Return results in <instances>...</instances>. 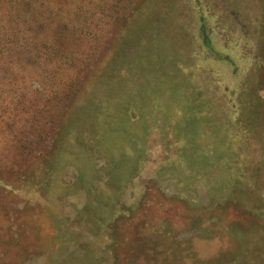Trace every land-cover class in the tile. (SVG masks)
<instances>
[{
  "label": "rangeland",
  "instance_id": "374dc122",
  "mask_svg": "<svg viewBox=\"0 0 264 264\" xmlns=\"http://www.w3.org/2000/svg\"><path fill=\"white\" fill-rule=\"evenodd\" d=\"M41 1L0 8V264H264V0Z\"/></svg>",
  "mask_w": 264,
  "mask_h": 264
},
{
  "label": "trees",
  "instance_id": "16d2710c",
  "mask_svg": "<svg viewBox=\"0 0 264 264\" xmlns=\"http://www.w3.org/2000/svg\"><path fill=\"white\" fill-rule=\"evenodd\" d=\"M8 1H12L13 3H15V12L18 13L19 18L24 17V15H26L27 13H25V9L31 8V6L33 5V1H38V0H6ZM2 2L3 0H0V8L2 7ZM60 2H63V5H65V2H67V0H60ZM41 5L45 6V3L42 2L40 0ZM50 11V13L48 15H45L43 18L48 21V22H43L44 20L40 19L41 14L37 9L35 11H33L32 16L30 17V19H26L24 20V22H28L31 21L33 24V26L31 27L33 29V34L37 35L39 37V35L41 34V32H47V37L45 39V41L43 42V48H49L55 51V53L60 52L61 48H67L70 46V41L68 40L70 37V33L74 32L75 29L73 27H69L70 26V20L61 17L58 12L55 13L54 10L51 13V8L48 9ZM46 11V9H45ZM59 20H64L65 23H63V26H60L59 24ZM53 23V26H50L49 24ZM204 32V36H203V42L205 47L213 52V47L211 45V41L210 38L208 37L205 29H203ZM64 34L66 35V38L62 37L61 35ZM42 36V35H41ZM39 41L40 43H42V41L40 40H36ZM40 46V44H39ZM2 54H5V59H2ZM219 58H221L222 60L225 61H229V58L223 55H218ZM11 49L9 48L6 51H0V75H7V73L11 72ZM166 69H164L165 71ZM167 71V70H166ZM168 72V71H167ZM257 75H260V73H256L254 72L253 77L256 78ZM4 78H7L5 77ZM0 78H3L2 76H0ZM254 78V79H255ZM166 84V83H165ZM163 85V82L162 84ZM178 124L176 125V128H179V123L183 122V119L181 120L180 118L178 119ZM195 159V157H194ZM46 187H48V183L46 184ZM90 203V201H88V204ZM50 225H53V220H50ZM56 225V224H55ZM57 226V225H56ZM83 229V227H82ZM62 240V239H61ZM63 243H65V241L63 240Z\"/></svg>",
  "mask_w": 264,
  "mask_h": 264
}]
</instances>
